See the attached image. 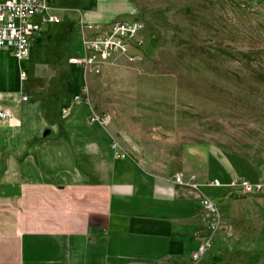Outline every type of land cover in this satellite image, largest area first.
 I'll return each instance as SVG.
<instances>
[{"label": "crops", "instance_id": "0c3cea01", "mask_svg": "<svg viewBox=\"0 0 264 264\" xmlns=\"http://www.w3.org/2000/svg\"><path fill=\"white\" fill-rule=\"evenodd\" d=\"M48 4L58 22L36 18L41 30L26 60L0 51V104L13 115L0 122V264H193L210 235L204 197L217 202L223 225L203 264H232L264 246V193L227 186L241 178L264 185V166L217 157L203 171L157 173L116 150L109 127L91 122L99 115L87 90L92 72L75 63L85 56L83 25L145 24L144 3ZM214 180L225 186H210Z\"/></svg>", "mask_w": 264, "mask_h": 264}, {"label": "rangeland", "instance_id": "374dc122", "mask_svg": "<svg viewBox=\"0 0 264 264\" xmlns=\"http://www.w3.org/2000/svg\"><path fill=\"white\" fill-rule=\"evenodd\" d=\"M134 1L146 7L147 50L152 38L161 47L87 75L118 151L157 173L203 171L217 157L264 166V0ZM254 249L232 264H264V246Z\"/></svg>", "mask_w": 264, "mask_h": 264}, {"label": "built area", "instance_id": "2783aa9c", "mask_svg": "<svg viewBox=\"0 0 264 264\" xmlns=\"http://www.w3.org/2000/svg\"><path fill=\"white\" fill-rule=\"evenodd\" d=\"M50 6L48 0H0V51L8 50L18 61H24L30 54V42L32 36L41 30V24L36 21L38 16L43 23H56L58 18L49 15ZM145 24L141 21L114 22L110 26L98 28L93 24L83 25V48L85 56L83 60H77L87 72L99 73L101 66L114 60L117 56L126 58L130 63H137L144 59L146 44L142 33ZM26 73L21 74L25 79ZM82 101L81 98L77 99ZM13 117L9 109L0 104V122L11 120ZM92 123L107 126L109 117L94 114ZM113 147L118 150L115 143ZM125 157L124 153L117 154ZM175 181L183 184V177L177 175ZM194 181V178H193ZM214 187H224L219 180L209 184ZM198 188L196 183L193 184ZM230 188L240 190L244 195H257L264 193V185L252 183L246 179H236L228 185ZM204 213L211 217L210 235L205 237L199 249L192 255V263L200 264L212 247V236L222 227L223 221L217 202L204 197L201 200Z\"/></svg>", "mask_w": 264, "mask_h": 264}, {"label": "trees", "instance_id": "16d2710c", "mask_svg": "<svg viewBox=\"0 0 264 264\" xmlns=\"http://www.w3.org/2000/svg\"><path fill=\"white\" fill-rule=\"evenodd\" d=\"M162 42L159 38H152L149 45L146 54L150 57V55H154L156 51L161 47ZM223 261V260H222Z\"/></svg>", "mask_w": 264, "mask_h": 264}]
</instances>
